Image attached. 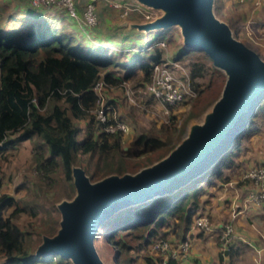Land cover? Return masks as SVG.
<instances>
[{
    "label": "trees",
    "instance_id": "16d2710c",
    "mask_svg": "<svg viewBox=\"0 0 264 264\" xmlns=\"http://www.w3.org/2000/svg\"><path fill=\"white\" fill-rule=\"evenodd\" d=\"M94 4L97 7L98 0ZM45 12L41 8L32 11L30 8L14 7L8 1L0 0V152L16 141L37 138L31 142V167L35 178L31 182L32 189L26 188V194L19 199L0 194V264H69L57 254L33 256L34 245L40 234H50L53 231L57 213L52 203L43 208L39 203L27 202L25 197L29 195V191L35 194L45 184L42 198H46L48 202V187L62 181L71 186L70 165L74 158H77L90 178H99L110 172L129 171L127 158L161 148L175 138L176 127L170 125L171 131L167 127L160 128L164 137L139 132L133 137L131 144L124 147L120 143L122 133H106L103 130L104 122H100L92 111L98 100L93 89L97 81L102 79L106 89L109 85H120L123 78L136 76L135 72L141 73L146 80L153 66L160 61L159 52L146 57L145 47H139L138 50L135 49L130 62L123 63L120 57L124 54L120 50L88 46L81 41L84 34H78L77 31L86 29L79 20V9L78 18L61 13L45 15ZM97 19L95 25L103 21L102 18ZM161 32L163 31L150 34L157 38ZM197 52L202 53L206 62L210 60L202 51L182 49L170 54L167 59H182L189 53ZM207 69H210L211 74L217 72L211 63L207 65L204 61H192L188 74L190 84ZM117 70H121L120 74H115ZM217 75L223 79L221 74ZM140 84L143 86L145 83ZM123 97H126L124 93ZM104 102L105 105L117 108V102L113 98ZM117 118L126 123L120 113ZM254 118L242 138L257 130L256 127H251ZM80 122H83L82 125ZM242 138L211 176L225 180L221 169L233 166V156ZM159 157L161 155L157 156ZM149 161L134 166L138 168L152 162ZM259 165L262 164H253ZM208 179L209 177L187 189L182 196L158 212L152 221L141 222L153 210L164 206L166 199L157 198L111 216L99 226L101 234L117 250V246L125 247V244L120 242L119 245L113 238L114 234L126 229L135 232L134 236L143 241L141 249L144 263L155 264L159 258L148 249L154 240L166 235L162 232L156 236V228L164 224L167 218L174 217L183 225L178 231L171 229V233L178 241L188 239L184 233L191 224L190 217L196 210L202 184ZM242 180L252 186L248 178L242 177ZM6 208L10 210L4 214ZM41 210L45 218L36 223L28 221L21 226L12 219L18 212L35 217ZM215 238L221 248L219 259L223 254L227 258V264H231L241 248V242L231 238L226 248L222 249L217 235ZM184 257L168 256L165 264H177Z\"/></svg>",
    "mask_w": 264,
    "mask_h": 264
},
{
    "label": "water",
    "instance_id": "95a60500",
    "mask_svg": "<svg viewBox=\"0 0 264 264\" xmlns=\"http://www.w3.org/2000/svg\"><path fill=\"white\" fill-rule=\"evenodd\" d=\"M110 1L154 14L145 21L114 24V28L152 33L175 27L181 49L204 52L212 67L221 71L223 82L202 119L188 123L180 139L154 161L134 171L110 172L95 180L72 163L74 193L55 203L56 224L50 234H40L34 257L57 254L71 264H107L93 243L99 226L123 210L166 199L164 206L141 221L150 222L187 189L213 175L227 153L239 144L264 101V60L214 14V0Z\"/></svg>",
    "mask_w": 264,
    "mask_h": 264
},
{
    "label": "rangeland",
    "instance_id": "374dc122",
    "mask_svg": "<svg viewBox=\"0 0 264 264\" xmlns=\"http://www.w3.org/2000/svg\"><path fill=\"white\" fill-rule=\"evenodd\" d=\"M98 1L97 7L96 4H94L95 14L96 17L102 18L103 21L95 25V27L84 26L86 31H77L78 34L80 32L84 34L82 35L83 38L81 41L88 46L99 48L109 47L114 50H120V53L124 54L120 57L123 63H129L132 57H134L133 54L136 52L135 49L138 50L139 47H145L146 57H151L159 52L161 54L160 61L156 64L153 71L165 68L169 74L178 79L187 78L186 80L188 83L190 82L188 77L189 64L192 61H204V63L210 65L211 61L209 60L206 62L201 52L189 53L182 59L168 60L167 58L170 54L181 50V39L177 28H168L157 35V38L150 33L139 34L134 31H132L130 35H126L127 29L122 28L123 30L118 31L121 27L114 28L113 25L121 24L123 21H145L154 16V14L151 13L150 17L146 18L142 15L144 10L139 7L134 9V5L125 3L121 8H115L110 4L105 6L104 3H102V0ZM28 6L32 11L38 10V8H34L31 4H28ZM42 7L46 10L45 15L46 13L47 15L57 14L55 11L58 10V7L55 5H46ZM60 8L64 10L62 6H60ZM123 9H125V13ZM81 11L82 9L80 10V13ZM213 11L219 19L225 21L229 25L233 35L238 40L255 51L256 54L264 60V0H257L254 4L248 0H214ZM79 20L81 21V14ZM137 37H139V39H137ZM136 39L140 42H137ZM132 46L134 48H132ZM117 71L118 72H115V74H120L119 72L121 70ZM216 71V73L211 74L210 69H207L203 75L194 78L192 80V87L194 89L193 96L182 101L170 103L169 105L162 104L153 99V97L146 92L144 85L142 86L140 84L141 82H147L150 79V75L144 80L141 73L135 72L137 74L136 76L125 79L123 78V80H121L125 82L124 85L132 92L131 99L123 97L124 87L119 84L116 86L109 85L106 89L103 88L102 100L106 101L111 98L116 100L117 108L114 107L116 115L120 113V115L124 117L128 129L130 130L128 134H123L124 136L120 139V143L124 147L130 145L133 137L139 132H146L157 137H162L163 134H161L160 128L167 127L168 131H171L170 125L176 127L175 138L172 139V142L147 153L127 158L128 160L126 163L130 168L129 171L136 170L137 166L134 165H137V163L147 162L148 160L154 161L157 156L164 155L180 139L188 123L199 122L202 119L204 112L208 110L213 100L219 94L223 82V79L221 80L217 75V73L222 75L221 71L217 69ZM100 80L102 81V79ZM262 105L263 106L258 110L251 127H261L263 125L264 102ZM80 123V125H82L83 122ZM15 135L16 134H14V136ZM79 136H81V134ZM34 140H37V138L16 141L10 147L8 146L0 152V194L19 199L26 194V188L32 189L31 182H33V179L35 178L33 177L34 171L31 167V142ZM247 143L248 139L246 135L242 138L237 151L243 152L244 146L248 145ZM86 156L87 155H85V157ZM79 157L82 156L79 155ZM92 160H95V158H92ZM72 163L74 165H80L77 158H74ZM253 164L254 163L249 164V167ZM214 178V176L210 175L208 180L211 181ZM95 179L97 178H91V180ZM43 189H46L45 184H42L37 191L35 190V194H32L33 192L29 191V195L25 197V200L32 204L39 203L41 204L40 206L43 205V208L52 203L56 210L55 203L58 200L62 198L68 199L74 193L72 183L70 186L64 181L57 182L47 188V191L49 190V201L47 202L46 198H42ZM197 201L198 203L196 204V207L198 209H196L194 214L190 217V221H192V218L197 213H206L209 224L214 223L207 211L201 207V202L199 204L198 199ZM9 210L10 208H6L3 213L7 214ZM56 216L58 217V213ZM43 218H45V216L41 210L36 213L35 217H29L24 212H18L12 219L16 224L24 226L28 221L36 223ZM181 225H183V223L180 222V220L175 219L174 217H169L164 224L156 228V236L164 232L166 233L165 237L158 239H165L172 243L173 241H178L175 235L171 233V229L178 231ZM101 231L102 230L98 228L94 235L93 243L100 258L105 263L145 264L142 258L143 249H141V247L144 246L143 241L134 236L135 232L126 229L120 230L114 234L113 238L118 241L119 245L120 242L125 244V247L122 246L119 248L117 246V251L116 248H114L111 243L103 237ZM198 232L205 231L198 230ZM211 235L216 242V234L211 232ZM158 239L154 240L151 245ZM148 250L153 253L151 246ZM188 251L189 248L186 254H188ZM158 253L159 252H156L154 254L155 256L157 255L156 258L159 257ZM66 261L71 264L69 260L66 259ZM188 262V264H193L191 260Z\"/></svg>",
    "mask_w": 264,
    "mask_h": 264
},
{
    "label": "crops",
    "instance_id": "0c3cea01",
    "mask_svg": "<svg viewBox=\"0 0 264 264\" xmlns=\"http://www.w3.org/2000/svg\"><path fill=\"white\" fill-rule=\"evenodd\" d=\"M6 1L14 7L29 8L28 0ZM102 1L105 6L110 4V0ZM76 2H78L80 11L83 0H76ZM120 30L123 29L120 28L118 31ZM131 33L127 32L126 35ZM137 42L140 41L137 40ZM256 129L255 132L247 135L248 145L244 146L243 152H235L233 166L222 169V176L225 180L216 176L211 181L207 180L202 184V192L198 196L199 204L201 202V207L212 218L213 224L217 225L224 220H229L232 225L233 238L242 244L231 264H264V199L258 202L251 201L248 193L252 186L242 180V173L249 167V164L264 165V122L261 127L256 126ZM129 132L128 129L124 135ZM124 135L122 134L120 139ZM184 235L188 237L189 251L186 257L180 259L177 264H188L189 260L193 264L194 261L196 264L228 263L223 254L219 259L218 254L221 248L216 244L210 231L199 233L190 225Z\"/></svg>",
    "mask_w": 264,
    "mask_h": 264
},
{
    "label": "built area",
    "instance_id": "2783aa9c",
    "mask_svg": "<svg viewBox=\"0 0 264 264\" xmlns=\"http://www.w3.org/2000/svg\"><path fill=\"white\" fill-rule=\"evenodd\" d=\"M95 0H83L82 11H81V22L85 27L94 26L98 19L95 12ZM253 4L257 0H248ZM28 4H31L34 8H41L46 5H55L58 7L55 12L68 15L70 17L78 18V2L76 0H29ZM110 5L115 8H121L125 3H118L109 1ZM62 6V8H60ZM134 9H137V6H133ZM46 11V10H45ZM125 13V9H123ZM143 16L146 18L150 17V13L142 12ZM80 15V14H79ZM153 66L150 79L145 82L144 87L146 92L153 97V99L159 101L162 104L169 105L170 103L182 101L187 99L194 94V89L191 84L187 82L186 79H178L173 75L169 74L165 68L156 69L153 71ZM153 71V72H152ZM125 82L121 81L120 85L124 87V95L131 99V91L128 87L124 85ZM103 81H97L93 89L97 94L98 100L95 108L92 110L95 117L104 122L103 130L106 133H114L116 131L121 132L122 134L128 131V126L124 121H121L117 118L116 112L111 105H105V102L102 100L103 94ZM101 100V101H100ZM113 119V121H110ZM242 177L248 178L252 183V188L248 193V198L253 202H258L264 199V165L259 166H250L242 174ZM191 227L201 230V231H210L217 235L218 241L222 247L225 249L228 241L233 238L232 235V225L229 220L220 222L217 225L213 223L209 224L208 217L206 213H197L191 221ZM153 254L158 253V260L155 264H165L166 258L168 256L173 258H180L186 255V252L189 248L188 239L178 242H168L165 239H158L151 245ZM157 256V255H156Z\"/></svg>",
    "mask_w": 264,
    "mask_h": 264
}]
</instances>
